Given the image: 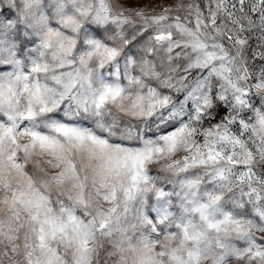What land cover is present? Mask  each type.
<instances>
[{
  "label": "snow or ice",
  "instance_id": "1",
  "mask_svg": "<svg viewBox=\"0 0 264 264\" xmlns=\"http://www.w3.org/2000/svg\"><path fill=\"white\" fill-rule=\"evenodd\" d=\"M0 264H264V0H0Z\"/></svg>",
  "mask_w": 264,
  "mask_h": 264
}]
</instances>
